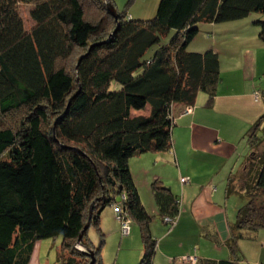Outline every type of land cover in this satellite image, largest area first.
Masks as SVG:
<instances>
[{"label": "trees", "instance_id": "obj_1", "mask_svg": "<svg viewBox=\"0 0 264 264\" xmlns=\"http://www.w3.org/2000/svg\"><path fill=\"white\" fill-rule=\"evenodd\" d=\"M91 2L105 14L96 23L85 20L82 0H0V264H29L37 243L57 239L58 264H103L107 207L138 226L136 264H153V219L173 228L181 197L153 181L150 214L130 162L171 150L177 115L199 96L213 105L221 62L213 48L188 51L198 26L264 17V0H159L146 21L113 19L102 0ZM253 24L264 45V19ZM256 79L252 95L264 106V72ZM243 139L247 156L224 191L245 200L225 242L233 258L194 264H243L239 241L264 229V113ZM88 221L96 246L87 232L78 245Z\"/></svg>", "mask_w": 264, "mask_h": 264}, {"label": "crops", "instance_id": "obj_2", "mask_svg": "<svg viewBox=\"0 0 264 264\" xmlns=\"http://www.w3.org/2000/svg\"><path fill=\"white\" fill-rule=\"evenodd\" d=\"M259 71L257 63L253 60L249 67L237 66L231 78L222 79L221 77L211 108L204 106L206 96L201 95L187 114L177 116L171 132V150L145 154L130 162L141 200L150 214H156L150 191L153 181H160L175 195L181 197V211L177 224L173 228L168 230L163 225L155 224V218L153 219L152 225L155 224L157 227L153 230L151 225V233L158 242L153 264H170L174 259L189 258L188 255L193 253L196 241L189 239L188 244L178 241L181 238L173 237L175 230L182 225L185 226L182 222L185 215L188 217L192 213L191 215L195 218L193 209L199 208L201 200L210 194L214 184L223 188L228 177L240 169L247 156L246 141L243 138L253 123L264 113L263 104L253 98V86L245 84L247 81L257 80ZM176 168L179 177L188 178L190 182L189 187L183 189V193L178 186L167 183L166 174L171 176L172 172L177 173ZM157 169H162V172ZM188 190L191 191V196L186 194ZM111 215L112 209L107 207L100 220L103 231L105 230L104 221ZM135 229L137 228H134L137 236L133 241H138L139 244V230ZM220 243L222 242L217 241L218 246ZM53 244L56 245L55 241ZM36 245L39 257L41 244L39 242ZM223 245L225 246V241ZM34 253L35 248L33 257ZM195 256L200 259L207 258L197 253ZM135 260L137 261V258ZM33 264H36L35 259ZM37 264L42 263L37 260Z\"/></svg>", "mask_w": 264, "mask_h": 264}, {"label": "rangeland", "instance_id": "obj_3", "mask_svg": "<svg viewBox=\"0 0 264 264\" xmlns=\"http://www.w3.org/2000/svg\"><path fill=\"white\" fill-rule=\"evenodd\" d=\"M90 0H82L85 11V20L96 23L98 20L104 18V11L98 7L95 2L89 3ZM105 8L111 6L116 14H124L126 19L146 21L154 18L159 0H102ZM29 7L19 6V12L24 21L26 28L31 27L32 22L29 19ZM109 12V11H108ZM110 14V13H109ZM114 15L112 14V17ZM264 19L261 15L250 14L247 18L223 23V24H200L198 26L199 33L197 37L189 44L188 51L195 53H203L209 48H213L219 54L221 62V77L222 79H229L234 75V69L237 66L249 67L253 60L257 63L259 72H264V45L258 40L257 29L253 22L256 19ZM113 19H116V17ZM109 29L112 26V20H108ZM253 59H252V57ZM77 57V56H76ZM71 58L68 65H74L75 59ZM257 59V60H256ZM250 62V63H249ZM67 66V65H66ZM70 69V66L67 67ZM257 80L247 81L248 86H256ZM256 101V98L254 99ZM139 114H144L139 112ZM178 116V115H177ZM162 172V169H157ZM177 170V168H176ZM167 183L169 185H176L183 193L189 187V179L181 182L178 170L177 173L172 172L169 176L166 174ZM211 187L210 194L204 197L199 204V208L193 209V214L185 215L183 225L178 227L173 237H178V241H183L188 244L189 239L196 241V246L193 253L189 254L190 258L197 255L207 257L205 259H232L231 252L223 245V241H227L230 237V226L235 222L237 209L244 205V197L241 194H235L230 198H225V186ZM184 189V190H183ZM186 194L191 196V191L188 190ZM155 224L166 225L158 218L154 220ZM228 223L230 225H228ZM152 225V229H156V225ZM171 227V226H170ZM105 243L101 250V259L103 264H136L138 261L140 251L142 250L141 241H133L137 236L135 230H139L138 226L134 224L130 228V234L126 237H121L120 223L113 214L104 221ZM117 229V231H116ZM133 229V232H132ZM167 229V228H166ZM165 229V230H166ZM181 230V231H180ZM132 232V233H131ZM250 239H243L238 243L240 258L243 264H264V229L258 230L255 234H248ZM86 239L96 246L98 244V234L94 227L87 230ZM138 237L139 233H138ZM224 237V238H223ZM226 237V238H225ZM228 237V238H227ZM215 238V239H214ZM221 239L223 241H221ZM227 239V240H226ZM216 240V241H215ZM123 241V243H122ZM199 241V242H198ZM217 241L222 243L217 245ZM198 242V244H197ZM41 249L38 257L37 245L35 247L34 257L32 256L30 264L37 260L42 264H58L56 259L57 251H59L61 241L57 239L55 244L52 240L40 242ZM58 248V249H57ZM212 252V253H211ZM38 257V258H37ZM137 258V261L135 260ZM198 258V257H197ZM182 258H179L181 261ZM186 264H194V260L186 259ZM191 260V261H190ZM197 260V259H196ZM92 263V261H91ZM180 264H184L183 261Z\"/></svg>", "mask_w": 264, "mask_h": 264}, {"label": "built area", "instance_id": "obj_4", "mask_svg": "<svg viewBox=\"0 0 264 264\" xmlns=\"http://www.w3.org/2000/svg\"><path fill=\"white\" fill-rule=\"evenodd\" d=\"M180 181L183 183V182H185L186 181V179H184V178H181L180 179ZM120 234H121V236L122 237H126V236H128L129 234H130V225H129V223L128 222H126V221H124V222H122V223H120ZM186 259H191V260H194V263L196 262V257H194V258H186ZM186 259H182L181 261H183V262H186V261H188V260H186ZM190 260V261H191Z\"/></svg>", "mask_w": 264, "mask_h": 264}, {"label": "water", "instance_id": "obj_5", "mask_svg": "<svg viewBox=\"0 0 264 264\" xmlns=\"http://www.w3.org/2000/svg\"><path fill=\"white\" fill-rule=\"evenodd\" d=\"M108 11H109V13H110L111 16H112V14H113V15H114L113 17H114V18L116 17V16H115L114 9H113L111 6L108 7ZM89 227H90V222L88 221V222L86 223V225L84 226L83 231H82L81 234L79 235L78 245L80 244V240H81L83 234H84L85 232H87V230L89 229ZM91 264H93V261H92Z\"/></svg>", "mask_w": 264, "mask_h": 264}]
</instances>
